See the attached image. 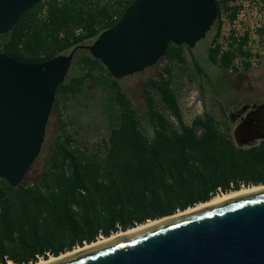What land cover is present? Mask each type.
Returning a JSON list of instances; mask_svg holds the SVG:
<instances>
[{
	"label": "trees",
	"instance_id": "obj_1",
	"mask_svg": "<svg viewBox=\"0 0 264 264\" xmlns=\"http://www.w3.org/2000/svg\"><path fill=\"white\" fill-rule=\"evenodd\" d=\"M133 1L42 0L10 33L0 35V51L29 62L49 60L94 41ZM217 3L219 21L208 59L229 72L237 52L232 45L221 53L215 44L221 15ZM188 51L192 54L185 46L169 45L165 74L145 84L144 113L134 107L121 81L89 53L74 61L69 75L77 73L57 89L54 108L61 129L41 178L17 188L0 179V264H36L220 194L264 185V140L238 146L228 125L211 113L185 122L174 71L189 64ZM193 63L208 77L197 59ZM91 86L102 91L108 130L94 146L88 132L75 126L67 105L88 100Z\"/></svg>",
	"mask_w": 264,
	"mask_h": 264
},
{
	"label": "water",
	"instance_id": "obj_2",
	"mask_svg": "<svg viewBox=\"0 0 264 264\" xmlns=\"http://www.w3.org/2000/svg\"><path fill=\"white\" fill-rule=\"evenodd\" d=\"M42 0H0V35ZM217 0H134L89 44L46 61L0 51V179L17 188L39 157L58 87L89 53L121 81L155 67L170 44L192 50L216 30ZM240 147L264 140V103L233 129ZM171 217V216H169ZM50 264H264V191L164 221Z\"/></svg>",
	"mask_w": 264,
	"mask_h": 264
},
{
	"label": "rangeland",
	"instance_id": "obj_3",
	"mask_svg": "<svg viewBox=\"0 0 264 264\" xmlns=\"http://www.w3.org/2000/svg\"><path fill=\"white\" fill-rule=\"evenodd\" d=\"M220 1V31L215 44H222L221 46H224L228 43L229 48L234 45V49L237 52L235 59H238V62L242 64V68L239 69L237 73H233L225 71L220 68V66L213 65L209 62V49L214 44L213 32L192 50L193 56L189 51L187 52L189 64L184 66L185 69L176 67L174 71V87L178 93L184 120L188 124L204 113H211L220 124L226 123L228 125L227 118L221 112L224 102L228 104L234 101L237 96L246 94L253 99H264V53L260 56L255 55V51H257L258 48L264 51V29L251 28V26L255 24L252 10L249 11L250 16L247 17L245 22L241 23V28L239 30L233 27V21L237 19L238 11L243 8L244 4L252 9V3H254L255 0ZM225 34L231 36L227 39ZM244 40L246 42L241 48L239 45ZM257 41L258 48L256 47ZM241 52L244 54H241ZM194 58L199 61L208 77L200 74L194 68ZM251 60H255L254 63H251ZM246 64H249L250 67L246 68ZM166 67H168L167 61L161 60L155 67L121 80L124 91L140 113L146 111L143 92L147 80L151 77L158 76L160 73L165 74L164 70ZM76 73L77 71L74 70L70 75ZM90 89H92L93 93L89 96L88 100H81V102L71 100L67 102V105L75 126H81L88 132L90 137L86 139L89 140V145L94 146L100 139L107 136L108 130L107 123L104 119L102 91L96 89L94 86H91ZM162 111H164V109H162ZM165 113L169 115L167 112ZM60 125L59 112L54 108L47 125L45 141L41 153L33 164L27 180L36 181L41 178L52 154L55 139L60 133ZM228 127V132L232 134V127L230 125H228ZM147 128L150 130L149 133L151 134V127L147 125ZM221 129L223 131L227 130L223 125H221ZM180 213L183 212H178L177 214ZM103 239L104 237H100L98 241Z\"/></svg>",
	"mask_w": 264,
	"mask_h": 264
},
{
	"label": "bare ground",
	"instance_id": "obj_4",
	"mask_svg": "<svg viewBox=\"0 0 264 264\" xmlns=\"http://www.w3.org/2000/svg\"><path fill=\"white\" fill-rule=\"evenodd\" d=\"M261 191H264V185L263 186H253V187H249V188H243V189H241L239 191H236V192L223 194V195L217 196L216 198L212 199L210 202H207V203H204V204H200V205L196 206L193 209L186 210L183 213H180V214H177V215H174V216H171V217H166V218H163V219H159V220L149 221L146 224L140 225V226H138L136 228H133V229H130V230L126 231V232H121V233L115 234V235H113V236H111L109 238H104L103 240H100L98 242L92 243V244L87 245V246H85L83 248L76 249L75 251L68 252V253L63 254V255H61L59 257H51L48 260H42V261H40V262H38L36 264H50V263L56 262L58 260L64 259L66 257L72 256V255H74L76 253H79L81 251H84V250H87V249H90V248H94L96 246H99V245H102L104 243L110 242V241H112L114 239H117L119 237H122V236H125V235H129V234L141 231L143 229L152 227V226L157 225L159 223H162L164 221L171 220V219L180 217L182 215L198 211L200 209H203L205 207L220 203L222 201H226V200H229V199H232V198H236V197H240V196H244V195L255 194V193H258V192H261Z\"/></svg>",
	"mask_w": 264,
	"mask_h": 264
},
{
	"label": "built area",
	"instance_id": "obj_5",
	"mask_svg": "<svg viewBox=\"0 0 264 264\" xmlns=\"http://www.w3.org/2000/svg\"><path fill=\"white\" fill-rule=\"evenodd\" d=\"M253 7L252 9L248 8L246 4L243 5V8L240 9L237 13V19L233 21V27L237 30L241 28V23L245 22L247 17L250 16L249 11H253L252 14H254L255 18V24L251 26V28L256 29H264V0H255L254 3H252ZM246 7V8H245ZM221 17V15H220ZM227 39L229 38V34H225ZM237 36V35H235ZM243 36V35H241ZM264 37V36H263ZM236 38V37H235ZM238 40V39H237ZM258 40V39H257ZM258 41L256 42V47L258 48ZM221 47V53L227 52L230 50L228 43H226L224 46H221L222 44H218ZM264 51H262L261 48H258L257 51H255V55H262ZM254 55V56H255ZM255 60H251V63H254ZM242 64L238 62V59H235L233 62V65L230 69V72H233L234 69H241Z\"/></svg>",
	"mask_w": 264,
	"mask_h": 264
},
{
	"label": "flooded vegetation",
	"instance_id": "obj_6",
	"mask_svg": "<svg viewBox=\"0 0 264 264\" xmlns=\"http://www.w3.org/2000/svg\"><path fill=\"white\" fill-rule=\"evenodd\" d=\"M262 103H264V99H253L248 94L239 95L228 104L223 103L221 112L227 118L228 125L232 127V135L233 129L245 118L246 114ZM175 123L177 122L175 121Z\"/></svg>",
	"mask_w": 264,
	"mask_h": 264
}]
</instances>
